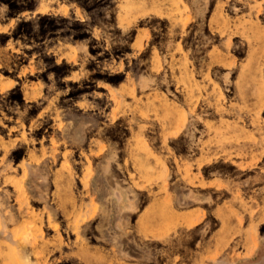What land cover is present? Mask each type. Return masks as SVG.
Masks as SVG:
<instances>
[{"label":"rangeland","instance_id":"obj_1","mask_svg":"<svg viewBox=\"0 0 264 264\" xmlns=\"http://www.w3.org/2000/svg\"><path fill=\"white\" fill-rule=\"evenodd\" d=\"M0 264H264V0H0Z\"/></svg>","mask_w":264,"mask_h":264}]
</instances>
